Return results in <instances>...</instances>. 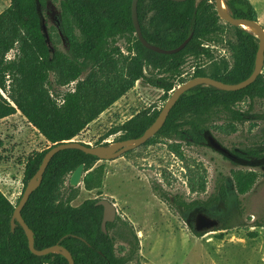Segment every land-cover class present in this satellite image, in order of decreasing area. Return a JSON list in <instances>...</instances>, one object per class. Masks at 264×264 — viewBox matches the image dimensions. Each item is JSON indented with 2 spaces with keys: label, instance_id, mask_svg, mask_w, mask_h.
I'll return each mask as SVG.
<instances>
[{
  "label": "trees",
  "instance_id": "obj_1",
  "mask_svg": "<svg viewBox=\"0 0 264 264\" xmlns=\"http://www.w3.org/2000/svg\"><path fill=\"white\" fill-rule=\"evenodd\" d=\"M59 3L61 28L68 39V55L49 46L43 30L42 16L48 4ZM132 0H11L2 15L10 24V40L0 39V120L17 112L42 134L51 147L30 158L24 172L25 188L39 170L46 153L56 145L75 141L88 126L129 92L139 81L163 92L166 102L170 94L186 83L185 69L190 59L192 78L208 77L228 85H238L247 80L255 70L258 38L241 27L222 22L216 12L214 0H139L138 18L145 40L162 50H174L190 39L187 47L178 54L160 55L146 49L135 36L131 17ZM226 6L235 18L258 21L250 0H228ZM1 19V16H0ZM232 30L234 37L225 41L220 34ZM133 37L127 55L114 47L117 39ZM49 40L52 41L51 36ZM224 44L232 65L226 60H216L211 44ZM14 52L13 59L7 56ZM210 62V69L203 61ZM159 77H147L145 69ZM88 72L85 79L82 76ZM113 74L112 78H108ZM55 75L57 87L75 84L73 91L50 96L51 76ZM96 75L99 77L96 78ZM104 77H107L105 80ZM94 90L91 101L88 89ZM249 101L246 110L240 105ZM255 100L264 102V69L257 80L246 89L224 92L212 86H199L186 92L175 107L161 131L145 146L153 145L157 138L172 141L169 150L183 159L181 144L206 146L207 133L223 121L233 132L237 125L247 122L259 133L251 145L233 149L226 159L251 170L232 171L233 190L238 196L249 194L256 185L259 174L252 170L264 168V110L252 113ZM160 114L154 109L145 110L121 126L113 128L96 146L108 147L110 137L121 135L119 142L139 139L153 125ZM127 153L126 155L130 154ZM100 160L78 150H66L54 156L40 187L31 195L22 210V218L34 233V247L42 251L54 246L67 249L75 264H128L133 256L118 257L112 236L119 223L107 224L108 234L102 231L104 209L98 201H86L72 207L77 189L70 187L72 198L61 203V188L75 170L84 165L85 189L92 191L101 186L94 169ZM92 181L96 183L93 187ZM204 190V185L201 186ZM25 191V189H24ZM161 199L171 206L190 211L197 206L211 208L217 204L227 206L230 201L225 177L216 182L215 194L206 202L187 204L179 198L172 201L169 194L156 187ZM21 199V198H20ZM20 201V200H19ZM19 204V202H18ZM17 204V205H18ZM0 191V264H69L62 254L37 257L31 253L24 230L17 224L14 232L11 219L15 208ZM128 226V225H126ZM129 227V226H128ZM255 227L262 228L257 223ZM242 212L238 218L227 221L219 231L248 230ZM131 229V228H130ZM197 237L202 234L195 233ZM254 239L257 233H249ZM133 239L136 251L139 241ZM135 251V252H136Z\"/></svg>",
  "mask_w": 264,
  "mask_h": 264
},
{
  "label": "rangeland",
  "instance_id": "obj_2",
  "mask_svg": "<svg viewBox=\"0 0 264 264\" xmlns=\"http://www.w3.org/2000/svg\"><path fill=\"white\" fill-rule=\"evenodd\" d=\"M255 8L258 20L264 28V0H250ZM11 0H0V39L10 40L12 32L10 24L3 18ZM59 3L48 4L42 16L44 33L49 46L68 55L69 43L61 28ZM51 36L52 41L49 40ZM234 33L227 30L219 38L232 40ZM133 37L117 39L113 44L127 55ZM216 60H226L232 65V59L225 45L211 44ZM14 52L8 54L13 59ZM195 64L193 59L185 69V78L189 81ZM203 67L209 71L210 62L203 61ZM88 72L82 76L85 79ZM147 77H159L151 69H145ZM99 76L96 75V78ZM112 78L113 74H109ZM107 77H104L105 80ZM56 76L52 75L50 96L73 91L75 84L67 87H57L54 84ZM6 99V95L0 92ZM89 98L94 101L93 88L88 89ZM163 92L154 89L145 82L139 81L127 94L117 100L102 115L94 120L74 142L96 147L100 139L113 128L129 121L137 114L154 109L160 111L165 102ZM249 101L240 105L248 108ZM264 110V102L255 100L252 113ZM251 122L237 125L233 132L223 121H217L216 129H211L206 138L215 139L227 151L240 149L252 144L259 128H254ZM121 135L110 137L107 143L112 151H116L124 143L119 142ZM172 141L157 138L150 146H142L130 154L116 160L98 162L94 169L101 167L95 174V179H101V186L87 191L83 183L86 175L77 189V196L72 198L69 189L70 177L61 188V203L68 202L72 207H79L86 201L107 200L115 205L117 217L125 225L113 231L115 249L118 257L133 256L128 264H264V168L252 169L259 174V179L252 191L245 196H238L233 190L231 173L237 170H251L248 165H239L226 159V156L215 151L209 143L206 146L195 147L181 144L183 159L169 150ZM51 147L45 137L34 129L27 120L17 112L14 116L0 120V191L13 204H18L25 189L24 172L30 158ZM220 177L226 178L230 201L227 206L217 204L211 208L197 206L187 211L171 206L163 201L155 191L161 188L169 194L172 201L179 198L190 204L196 201H208L216 191V182ZM93 187L96 183L92 181ZM204 185V190L201 186ZM199 212H204L222 222L216 230L201 237L195 235L194 220ZM242 212L243 221L248 230L234 229L229 232L219 231L227 221L238 218ZM128 225V226H126ZM131 228V229H130ZM249 233H257L251 239ZM136 235L139 248L133 239ZM136 251V252H135Z\"/></svg>",
  "mask_w": 264,
  "mask_h": 264
},
{
  "label": "water",
  "instance_id": "obj_3",
  "mask_svg": "<svg viewBox=\"0 0 264 264\" xmlns=\"http://www.w3.org/2000/svg\"><path fill=\"white\" fill-rule=\"evenodd\" d=\"M172 2L180 3L184 0H171ZM228 0H214L215 8L219 19L231 25L232 27H241L245 30V27L253 28L256 33L254 35L259 40V47L256 55V64L255 70L253 74L244 82L238 85H228L224 84L220 81H216L214 79L208 77H197L192 78L186 83L177 87L171 94L169 99L165 102L163 109L161 110L158 118L153 123V125L143 134L142 137L133 141L122 142L124 143L121 145L116 151H112L111 148L105 146H96L92 147L90 145H85L79 142H67L62 143L60 145H56L51 148L43 158L42 164L35 174V176L31 179L28 185L25 188V191L19 201V204L15 208L13 217L11 219V229L14 232L17 224L21 226L24 230L27 240H28V247L31 253L37 257H44L50 254H62L69 264H75L71 253L62 246H54L42 251H38L34 247V233L29 229L26 225L25 221L22 218V210L29 201L31 195L40 187L43 181V176L54 158L55 155L62 151L66 150H78L83 152L86 155H90L93 157L98 158L101 162L104 161H112L124 157L127 153L132 152L143 145H145L148 141L153 139L164 127L170 112L175 107L177 102L180 98L189 90H192L199 86H212L220 91L224 92H237L243 89H246L250 85H252L257 78L262 74L264 69V28L258 21H252L248 19L242 18H235L228 7L226 6V2ZM138 4L139 0H132L131 5V17L133 21V26L135 29V36L137 37L138 41L148 50L160 54V55H174L178 54L183 51L190 42V39L186 40L180 47L174 50H162L159 49L150 43H148L142 33V28L139 23L138 18ZM224 6L227 8V11H224ZM209 145L217 152L231 157L229 151H227L224 147H222L215 139L209 137L208 138ZM84 165H80L75 172L70 176L69 184L71 188H77L80 186L83 176H84ZM97 206H101L104 209L103 213V221H102V231L104 234H108L107 231V224L114 223L117 217V209L114 204L107 200H100L97 203ZM219 222L215 219H211L204 214H200L197 218L195 232L200 234H206L212 231H216L219 228Z\"/></svg>",
  "mask_w": 264,
  "mask_h": 264
},
{
  "label": "flooded vegetation",
  "instance_id": "obj_4",
  "mask_svg": "<svg viewBox=\"0 0 264 264\" xmlns=\"http://www.w3.org/2000/svg\"><path fill=\"white\" fill-rule=\"evenodd\" d=\"M200 214H204V215L208 216L209 218L214 219L212 216L207 215V214H205L204 212H199V213H197V215H196V217H195V220H194V229L196 228L197 218H198V216H199ZM116 218H117V217H116ZM215 220H217V221L219 222V226H221L222 222L219 221L218 219H215ZM115 221H116V220H115Z\"/></svg>",
  "mask_w": 264,
  "mask_h": 264
},
{
  "label": "bare ground",
  "instance_id": "obj_5",
  "mask_svg": "<svg viewBox=\"0 0 264 264\" xmlns=\"http://www.w3.org/2000/svg\"><path fill=\"white\" fill-rule=\"evenodd\" d=\"M224 11H227V8L224 6ZM246 30L252 32L253 34L256 33V31L251 27H245Z\"/></svg>",
  "mask_w": 264,
  "mask_h": 264
}]
</instances>
